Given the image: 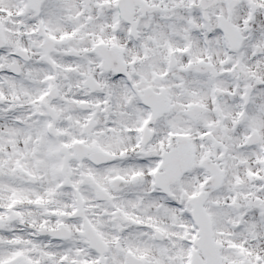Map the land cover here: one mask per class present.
<instances>
[{"label":"snow or ice","instance_id":"obj_1","mask_svg":"<svg viewBox=\"0 0 264 264\" xmlns=\"http://www.w3.org/2000/svg\"><path fill=\"white\" fill-rule=\"evenodd\" d=\"M0 264H264V0H0Z\"/></svg>","mask_w":264,"mask_h":264}]
</instances>
